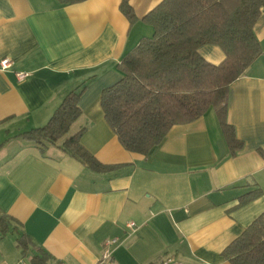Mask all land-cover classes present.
<instances>
[{"label":"crops","instance_id":"crops-1","mask_svg":"<svg viewBox=\"0 0 264 264\" xmlns=\"http://www.w3.org/2000/svg\"><path fill=\"white\" fill-rule=\"evenodd\" d=\"M160 1L130 0L138 17L130 25L120 0H0V59L11 60L0 70V213L8 217L0 264H30L41 249L47 264H95L105 249L107 264H231L223 250L264 211V7L253 27L261 53L227 92L225 119L243 143L235 154L213 106L173 125L147 154L124 149L106 124L101 92L152 35L139 19ZM198 52L210 64L225 57L213 44ZM82 88L80 115L56 144L41 150L18 136ZM81 129L85 150L117 167L96 172L61 150Z\"/></svg>","mask_w":264,"mask_h":264},{"label":"trees","instance_id":"trees-1","mask_svg":"<svg viewBox=\"0 0 264 264\" xmlns=\"http://www.w3.org/2000/svg\"><path fill=\"white\" fill-rule=\"evenodd\" d=\"M57 1L74 4L85 0ZM262 7L264 0H162L139 19L152 27V35L141 38L121 59L118 68L122 77L104 88L99 97L106 124L124 149L147 154L173 125L191 122L212 106L230 153L242 148L234 127L225 119L227 92L261 53L253 27ZM119 9L130 25L138 21L130 0H120ZM205 44L223 50L225 57L219 64H210L200 56L198 49ZM83 90L70 91L44 125L18 136L41 150L56 144L80 115ZM83 131L66 137L61 150L96 172L117 167L98 162L85 150L79 137ZM253 196L246 193L239 203ZM7 220L0 213L2 232ZM24 241L23 236L17 241L22 253ZM222 256L231 264H264V211L227 245ZM48 259L49 254L41 249L30 264H47Z\"/></svg>","mask_w":264,"mask_h":264},{"label":"built area","instance_id":"built-area-1","mask_svg":"<svg viewBox=\"0 0 264 264\" xmlns=\"http://www.w3.org/2000/svg\"><path fill=\"white\" fill-rule=\"evenodd\" d=\"M11 60L8 58V57H4L2 59H0V70L1 71H4L6 70L9 66H10V63ZM27 73L26 72H16V77L21 80L23 79L24 77H26ZM135 222L133 221H128V223H126L125 225H127V227L129 229H132L134 230L136 228V224H134ZM116 240L115 239H108L105 241V245L106 246H109L111 245L112 243H114ZM111 259V253L110 251H108V249H105L101 256L98 258L97 262L95 264H107V262H109V260ZM169 261H165L163 262V264H168Z\"/></svg>","mask_w":264,"mask_h":264}]
</instances>
